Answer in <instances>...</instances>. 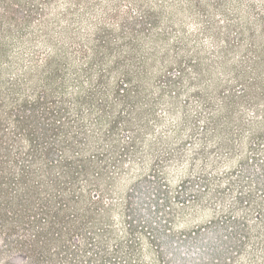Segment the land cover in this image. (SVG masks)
Returning a JSON list of instances; mask_svg holds the SVG:
<instances>
[{
	"label": "rangeland",
	"instance_id": "1",
	"mask_svg": "<svg viewBox=\"0 0 264 264\" xmlns=\"http://www.w3.org/2000/svg\"><path fill=\"white\" fill-rule=\"evenodd\" d=\"M0 264H264V0H0Z\"/></svg>",
	"mask_w": 264,
	"mask_h": 264
}]
</instances>
